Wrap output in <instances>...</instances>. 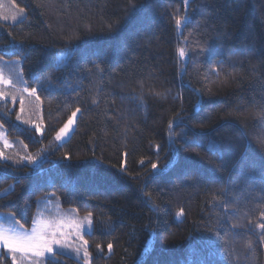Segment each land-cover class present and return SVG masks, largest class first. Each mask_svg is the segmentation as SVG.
I'll use <instances>...</instances> for the list:
<instances>
[{"label":"trees","instance_id":"1","mask_svg":"<svg viewBox=\"0 0 264 264\" xmlns=\"http://www.w3.org/2000/svg\"><path fill=\"white\" fill-rule=\"evenodd\" d=\"M9 1L25 18L0 23V59L21 60L44 132L0 103L8 139L38 159H0V224L90 211V264H264V0Z\"/></svg>","mask_w":264,"mask_h":264},{"label":"snow or ice","instance_id":"2","mask_svg":"<svg viewBox=\"0 0 264 264\" xmlns=\"http://www.w3.org/2000/svg\"><path fill=\"white\" fill-rule=\"evenodd\" d=\"M189 0H184V4L187 5ZM42 6V5H41ZM24 10L20 9L18 14L12 15V21L16 22L23 14ZM3 19L7 21L9 17L7 15L3 16ZM187 16L183 18H177L175 20V24L177 27H181L184 22L187 21ZM111 30V26L110 29ZM199 51L203 53L206 48L203 43H199L197 45ZM179 56L184 58L186 56V50L184 47L179 49ZM212 63L222 66L221 60H215ZM99 69L100 66L96 65ZM209 71L204 76V80H210V77L215 74L219 76V71L217 68L212 67V64L208 65ZM102 71V69H100ZM18 78L20 74H17ZM227 83V80L224 81ZM239 84V81H237ZM0 84H8L12 85L13 89H15V85L11 79H5L4 74L0 71ZM143 86H141L142 88ZM37 89L25 87L23 92H27L29 95H35ZM210 92V89H208ZM8 94L2 90H0V99L6 98ZM158 97H162L163 93H156ZM179 98V97H178ZM11 99L13 103H15L17 97L15 94L11 95ZM36 99L39 100L40 97L36 96ZM141 104H143V96L139 97ZM112 104H115V101H111ZM20 104H21V111H23V104H24V97L23 95L20 96ZM92 104H97V100L94 98L92 100ZM78 113H81V108L77 107L75 111L71 113L68 117L67 121L64 125L57 131L55 135V141L62 142L65 138L69 136V133L74 129V125L76 124ZM256 115H261L260 112H257ZM180 117V113L177 114V118ZM17 119H20L17 116ZM173 122H169V131H170V140L172 143L170 144V148L175 154L177 151L175 146V139L174 133H172ZM36 131L40 132L41 129L37 125ZM264 143V141H262ZM2 155V154H0ZM5 160L9 159V157H3ZM32 157L25 156L19 161L22 163L24 160H27L29 164L33 163ZM67 159V157H65ZM143 163V161H141ZM151 168L153 171H158V166L156 163L151 164ZM152 173H148V176H151ZM7 194V193H5ZM151 199V197L149 196ZM39 203V202H37ZM153 206H155V202H153ZM27 207V205H25ZM225 207H227L225 205ZM75 211V210H73ZM12 220V224L8 228H4L0 226V246L6 248L8 253L12 256V264H47V261H51V264H59L57 260V255L63 254L64 250L71 249L75 254L76 257L82 259L84 264H90V256L91 254L88 251V240L84 239L85 235H90L93 231V214L92 212H88L86 216L81 218H71L66 219L65 217L61 216L57 213L56 216L51 218H42L43 213H39L38 215L34 216L32 219V227L31 229H25L23 224H20L18 220L15 219V214H9ZM262 217H264V213H261ZM236 227V225H233ZM257 227L261 230L260 231V242L264 243V223H260ZM72 243H69V241ZM81 241L80 245L76 244V241ZM246 246L251 248V242H247ZM98 250H101L100 244L96 245ZM108 252L110 253L113 249V244L109 242L107 244ZM19 254V255H17Z\"/></svg>","mask_w":264,"mask_h":264},{"label":"rangeland","instance_id":"3","mask_svg":"<svg viewBox=\"0 0 264 264\" xmlns=\"http://www.w3.org/2000/svg\"><path fill=\"white\" fill-rule=\"evenodd\" d=\"M18 13L19 11L16 10L15 7H13L12 3H10L9 0H0V23L17 24L21 22L25 18L24 13L21 16H19L16 22L12 21L11 19L12 15ZM5 15L9 17L7 21L3 19V16ZM64 58H65V54L59 57L60 65H62ZM0 71L3 72L5 79H11L13 81V84L15 85V89H13L12 85L0 84V90L8 94L6 98L0 99V103L7 104L9 112L15 113V121L17 123L33 130L37 134V136L41 137L44 132V127L42 123L43 118H42L41 103L39 100L36 99L37 96L36 94L29 95L27 92H23V89L27 86L22 76L21 60L15 59V60L6 61L4 59H0ZM18 73L20 74L19 78L17 76ZM13 94H15L17 97L15 103H13L11 99V95ZM21 95H23L24 97L23 111H21V104H20ZM17 116H19L20 119H17ZM37 125L41 129L40 132L36 131ZM75 128H76V124L74 125V129L69 133V136L67 138H65L62 142H57V141L56 142L58 144H63L64 142L68 141L72 136ZM19 143L23 144V146ZM0 154H2L0 155V159L4 161H8L13 157H15L17 161H21V159L25 156L34 158L33 163L31 164H37L38 161L36 157L32 156V153L28 152V150L25 148L24 143L22 142L15 143L14 141L9 140L6 131L2 126H0ZM3 157H9V159L5 160ZM23 162L28 163L27 160H24ZM57 213H59L61 216L65 217L66 219L75 218L72 214H67V213L61 214L58 210H56L54 214L48 215L46 218H51L53 216H56ZM0 226H3L4 228H8L10 225L0 224ZM69 243H72V241L70 240ZM81 243H82L81 241L78 240L76 241L77 245H80ZM2 252H5V255H7L8 257L11 256V254L8 253L6 248L0 246V256L3 255ZM62 255L80 259L76 257V254L71 249L64 250V253ZM80 260L84 264V261L82 259ZM25 264H28V262H25Z\"/></svg>","mask_w":264,"mask_h":264}]
</instances>
